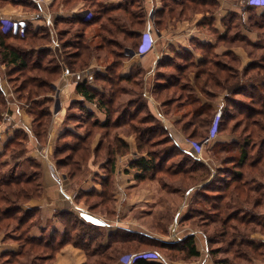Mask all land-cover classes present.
<instances>
[{
	"label": "rangeland",
	"instance_id": "rangeland-1",
	"mask_svg": "<svg viewBox=\"0 0 264 264\" xmlns=\"http://www.w3.org/2000/svg\"><path fill=\"white\" fill-rule=\"evenodd\" d=\"M180 1L164 0V25L172 33L181 25L195 24L194 33L188 29L186 39L168 46L159 40L156 53L138 60V35L151 18L146 0H0L3 32L9 33L4 29L16 19L27 23L25 33L20 34L23 39L5 42L29 55L28 69H22L5 62L0 47V100H4L0 126L12 125L17 112L29 115L36 128L29 110L48 111L44 121L49 135L57 111L65 107L52 157L70 179V174L80 169L79 177L73 179L79 184L91 178L105 182L110 167L113 175L121 171L134 179L133 159L147 157V153L162 157L173 147L166 135L179 136L181 144L187 142L178 145L182 152L171 154L175 157L164 162L161 170L157 168L133 187V197L143 195L149 202L152 195L156 197L150 224H180L179 215L184 212L214 255L227 262L243 258L237 264L264 263V222H260L264 221V197L259 192L264 190V7L250 13L245 0H204V10H197L175 3ZM47 71H59L61 76H46ZM196 73L201 75L199 82ZM68 78L73 90L75 84L86 81L100 101L90 102L74 93L63 107L60 94ZM29 83L39 84L32 92L37 93L27 92ZM205 105L212 107L214 115L222 112L225 119L214 141L196 137L204 145L198 157L190 149L183 127L191 125L195 109ZM197 115V134L206 135L207 129L201 127L205 116L202 112ZM16 131L11 130V139ZM140 134L143 141L138 140ZM20 138L8 150L9 142L0 144V152L6 153L3 160L8 162L3 161L0 167V179L23 177L21 187L25 189L14 186L23 194L16 198L18 202L12 198L9 211L15 219L31 212L27 218L29 236H23V230L12 222L7 240L20 250L8 253L13 257L3 254L0 264H40L32 246L48 239L58 243L67 237L73 244L80 235L85 245L112 243L106 231L73 219L63 222L61 231L33 235L37 226L34 211L25 206L32 200L38 161L32 157L28 134ZM242 150L247 152L243 163L239 160ZM56 176L57 181L61 179ZM14 194L12 188L9 196ZM78 208L74 206L79 217ZM139 208H133L136 220ZM169 211L173 216L162 219V212ZM120 234L127 239L150 238L135 230L127 235L116 233ZM256 235H261L263 242H256ZM24 240L32 245L22 251ZM155 252L165 255L160 248Z\"/></svg>",
	"mask_w": 264,
	"mask_h": 264
},
{
	"label": "crops",
	"instance_id": "crops-1",
	"mask_svg": "<svg viewBox=\"0 0 264 264\" xmlns=\"http://www.w3.org/2000/svg\"><path fill=\"white\" fill-rule=\"evenodd\" d=\"M147 11L151 12V18L148 21L145 32H148L154 41V48L151 52L141 54L135 52V55L146 59L151 54L156 53V45L159 40L162 46H168L169 43L179 42L186 39V32L189 31L194 33L195 24H189L186 26H180L178 31L169 33L167 26L164 25L162 17L159 16L161 12H164L163 2L164 0H146ZM6 15V13H4ZM160 27V28H159ZM172 37V38H171ZM69 78L65 81L66 83L62 86L61 91V101L64 107V103L73 98L74 93H76V86L74 85V90L68 87ZM63 82V81H62ZM64 100V101H63ZM65 107L62 110L57 111L56 119L54 120L53 127L48 135V140L46 146H40L33 135V123L27 115H20L15 113L17 116L12 119V125L1 124L0 126V144L4 142L6 145L10 137L11 130H24L28 134L32 157L38 161L39 168L38 174V186L39 194L32 198V200L26 204L25 209L35 211V221L37 226L33 235L41 236L49 231L62 230L61 225L63 224V218L67 216L68 213L74 211V206L79 207L84 211V217L86 222L92 226L102 228L105 222L107 224L104 231H106L109 236L116 235V233L133 234V231L140 232L142 234L148 233L150 239H159L162 243L176 246L170 252L175 253L180 248H182V243L189 238H193L195 247L199 252V256L195 258H184L183 255L180 256H169V255H159L165 264H218L221 260L220 256L214 255L209 245L200 234L199 229H193L191 227V220L186 216V213L179 211L180 224H172L168 222L166 225L164 221H159L154 225L151 222V215L154 214L152 205H155V198L153 195L146 200L143 195L133 197V187H135L138 182H144L137 178L138 171L135 169V178L128 179L127 176L121 172L117 171L111 180V202L110 205L101 204L100 198L92 203L88 204L84 194H91L100 196L105 188V182L98 183L94 179H87L82 184L75 183L74 180L70 179L65 174L61 173L59 168H57L53 157H52V146L54 145L57 138V134L60 133L62 124L65 119ZM177 142L181 144V139L179 136H174ZM54 140V141H53ZM187 142H182L181 145ZM4 147V146H3ZM190 147V146H189ZM4 149V148H3ZM192 150V147H190ZM2 153V152H1ZM4 162L8 163L6 160ZM18 169V168H17ZM62 179V183L57 181L56 173ZM106 177V176H105ZM142 198V199H141ZM145 201H144V200ZM142 200V201H140ZM144 202V203H143ZM152 202V204H151ZM264 205V203H262ZM139 208V220L134 218L133 208ZM168 210V209H167ZM166 210V211H167ZM161 213V212H160ZM162 219H170L172 212H162ZM178 214V213H177ZM264 216V213H263ZM264 222V221H260ZM264 225V223H262ZM161 228V230H159ZM9 235V229L0 232V259L3 258V254L16 253L18 252L19 246L12 245L7 240ZM122 235V234H120ZM176 238V240H175ZM256 242H263L261 235L255 236ZM174 241V242H173ZM178 241H180L178 243ZM146 241H142L139 246L133 247V238L129 241L123 243H100L98 246H89V250L83 247L76 246L75 244H67L61 248L55 255L54 260L51 264H93L98 263L103 260V264H127L129 259L133 256V252L149 251ZM209 248V249H208ZM209 250V251H208ZM151 251V250H150ZM255 264H264L262 261H256Z\"/></svg>",
	"mask_w": 264,
	"mask_h": 264
},
{
	"label": "trees",
	"instance_id": "trees-1",
	"mask_svg": "<svg viewBox=\"0 0 264 264\" xmlns=\"http://www.w3.org/2000/svg\"><path fill=\"white\" fill-rule=\"evenodd\" d=\"M204 2H206V1H204V0H181L179 3L178 2H175V3H177V4L182 3L183 6L188 5L191 7L190 9H196L197 8V10H199V9L204 10L202 8L203 7L202 5L204 4ZM245 7H246V11L250 12V13H254L258 10L257 8L250 6L248 4L247 0H245ZM184 13H185V11H184ZM199 13H202V12H199ZM159 14H160L159 16L162 17V21L164 22L166 11L164 10V12H161ZM145 33H147V32L141 31V33L138 35V43L136 45L135 52H140L141 45L144 41ZM24 37H25L24 35L14 36V35H12V33L3 32L2 31V24H0V47L2 48V51L4 52V56H2V57H4L5 62L7 60H9V62L15 63V65H18V67H22V69H28L27 67L29 66V55H27L26 53H24L23 51H21L19 49H17V50L11 49L7 45V43L5 42L7 39H12V38L23 39ZM152 50L153 49H151L147 53L151 52ZM47 72L48 73L45 74L46 76H50V77L54 76V75L61 76V73L59 71H57V72L56 71L55 72L47 71ZM204 73L206 74V72H204ZM195 80L197 82H199L201 80V75L199 73H196ZM27 86L29 87L27 89V92L29 94L33 95V94L37 93V92H35V93H32V92H34L33 89H37L39 87V84H33L32 85L31 83H29V84H27ZM27 86L24 87V90L26 89ZM46 89L42 93H45ZM76 93L79 94L83 99H85L87 101H90V102H93L96 100L100 101L98 99L96 92H95V89H92L91 86H89V84L86 81L78 82V84L76 86ZM3 102H4V100H0V105L4 104ZM29 112H30L29 114H31L32 116L35 117L34 124H36V128H34V126H33V135H34L35 139L37 140V142L39 143V145L44 147V146H46V143L48 140L47 130L45 129V127H47V122L44 121V119L49 116L48 111L43 113L42 111L36 112L34 109H31V110H29ZM198 112L199 113L202 112V115L205 116V121H203L201 127L202 128L204 127L207 129L206 135L204 133H201L200 136H198V134H197L198 133L197 127L200 124L196 120V115ZM194 114H196V115L194 116L192 124L191 125H185L183 127V131L185 132V134L188 135L190 143L201 142L197 139L206 140L208 142L214 141L215 138L214 139H208L210 134H211V130L213 128L215 120H216V115H214L212 107L205 105L204 107H200L199 109H195ZM212 114H213V116H212ZM224 119L225 118H223V116H222L221 121H220L219 126H218L217 136L222 131V125H223ZM21 136L27 137V134L22 129L21 130L19 129L15 132L14 137L7 144L8 146L5 147L6 150H8L9 146L14 145L16 141L22 140V138H20ZM166 137L170 139V141H171L170 144H172L170 146H173V147L172 148L170 147L169 150H166L165 153L162 155V157L159 155H155L154 153H153V155L150 153H147V157L145 155H142L139 158L133 159L132 166L134 169H136L138 171L137 178L139 180L145 179L148 174H153V172L157 168H158V170H161L164 162H168L170 160V158L173 157V155H171V154H175V152H182L181 149H179L180 148L179 146H181V144L179 142H178L179 144L175 143L173 141L175 139L174 137L170 136L169 134L166 135ZM196 137H197V139H196ZM142 138H144V137L141 136V134H140L138 137V140L143 141ZM216 144L219 145V143H216ZM140 145H141V143H140ZM203 149H204V145L202 148V153H203ZM192 151L196 154V152L194 151L193 148H192ZM5 155H6V153L0 152V167L3 166V159H4ZM246 156H247V152L242 150L241 156L239 157V160L243 163V160ZM263 165H264V163H263ZM38 168H39V164L37 165L36 170H35V175H37V176L34 179V187L32 188L33 190L31 192V194H32L31 198H33L39 194L38 174H37ZM79 170H77L76 172L73 171V173L70 174L72 180L75 177H79V175H80ZM107 171H108V174L111 175L113 173L112 167L107 169ZM236 174H237V177H239L241 175V173H239L238 170H237ZM109 175H108V178H109ZM111 176L113 177V174ZM108 178L106 179V182H105L106 184H105L104 191L100 196H97V194H95V195L84 194V196L86 197V200L89 204L96 202L100 198L102 206L107 205V207H108L110 205L109 203L112 200V198H111V188H112L111 187V180L112 179L110 180ZM23 184H24L23 177H21V178L20 177H4V178L0 179V210H1L0 211V232L3 230L9 229V227H11L12 222H15L16 226H18V230H23V236H25V237L29 236V226L27 227V222H29V221L27 218L30 216L31 212L26 211V212H24V215H22V217H19V219H15L14 215L10 214V211H9L12 198L14 199V202H18L17 199H19V196L21 194H23L22 192L18 191V190H21L20 188H24V187H21V186H23ZM14 186L16 188H19V189L18 190L15 189ZM12 188H13V192L15 194L12 197H10L9 191L12 190ZM25 191H27V190H25ZM259 192L264 197L263 188L261 190H259ZM31 198H28V200ZM18 216H20V215H18ZM70 216H71V218H69ZM33 218L35 219V211H34ZM67 218H69V219H67ZM71 219L76 221L77 224H82V225H86V226L90 225V224H88V225L85 224V222H83L77 216V214L74 212L68 213L67 216L63 218V221L68 223ZM89 227H91L92 229H95V230H104V229H101L99 227L92 226V225ZM78 236L79 237L77 239V242L73 243V244H75L76 246H79V247H83L86 250H89L88 245H85V244H83V242H81L82 236H80V235H78ZM110 238H111V242L115 243V244L123 243V242L129 241L130 239L133 238V242L136 243V244H134L133 247L139 246L142 241H146L147 243H149L147 245L149 248V251L138 250L136 252H133V255H141L144 253H156L155 250L160 248L164 251V253L166 255H169V256L171 255V256H177L178 257L180 255H183L184 258H187V259H190V258L192 259V258L199 256V252L197 251V249L195 247L193 238L186 239L182 243V248H180V250L177 249V251L175 253L170 252V250H172L174 247H177L176 243H174V245L159 243V242H157L153 239H150V238L138 240L132 236L127 239L125 235H114V237L111 236ZM28 241L32 242V239L29 238ZM50 241L51 240H49V239L47 241H44V242L39 241L37 244H34L32 246V248L34 250L35 257L37 258V260L39 261L40 264H51V262L55 258L56 253L61 248H63L65 245L71 243V240L67 239V237H63V239H61V241H59L58 243H54V242H50ZM26 242L27 241L24 240V242L22 244V246H23L22 251H25V249L30 248L29 246L32 245V244L26 245ZM84 242H87V240L84 239ZM156 254H158V253H156ZM6 255H8V256L12 255V257H13L14 254H8L7 253V254H5V256ZM103 260H101V262ZM242 260H243V258H240L239 256H237V257H233L231 262L221 260L220 262H218V264H237L238 262H240ZM101 262L99 261L98 263H94V264H103ZM135 264H165V263L162 261L161 258L157 257V258H153V259L152 258H139L136 260Z\"/></svg>",
	"mask_w": 264,
	"mask_h": 264
},
{
	"label": "built area",
	"instance_id": "built-area-1",
	"mask_svg": "<svg viewBox=\"0 0 264 264\" xmlns=\"http://www.w3.org/2000/svg\"><path fill=\"white\" fill-rule=\"evenodd\" d=\"M247 2L250 6H253L257 9L264 7V0H247ZM26 27H27V23L25 20L16 19L14 21H11L10 24L4 30L9 32V33H12V35H14V36H17L20 34H24ZM145 40H146V43H145ZM143 44H145V46H146L144 49H142ZM153 48H154V41L151 38L150 34L147 32V33H145L144 41L141 45V50L139 53L145 54ZM222 115H223L222 112H219L216 115V120H215V123L213 125L212 130H211V134H210L208 139H214L217 137L218 126H219V123L221 121ZM191 147L194 149V151L196 152L198 157L202 155V148H203L202 142L191 143ZM59 181H61L60 178H58V182ZM77 210H78L79 217L84 222H86L85 220H87V219H85V217H84V213H83L84 211H82L80 208H78ZM86 223H88V222H86ZM102 224H104L103 227L107 226V224L105 222H103ZM157 257L160 258V256L156 253H144L141 255H133L129 259L127 264H135L136 260L139 258H152L153 259V258H157Z\"/></svg>",
	"mask_w": 264,
	"mask_h": 264
},
{
	"label": "water",
	"instance_id": "water-1",
	"mask_svg": "<svg viewBox=\"0 0 264 264\" xmlns=\"http://www.w3.org/2000/svg\"><path fill=\"white\" fill-rule=\"evenodd\" d=\"M145 43H146V40H145ZM145 47H146L145 44H143L142 49H144Z\"/></svg>",
	"mask_w": 264,
	"mask_h": 264
}]
</instances>
